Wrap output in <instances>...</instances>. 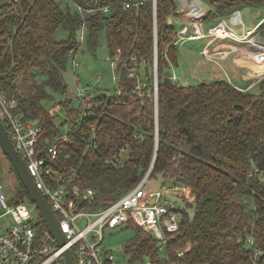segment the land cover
Instances as JSON below:
<instances>
[{
    "label": "trees",
    "instance_id": "trees-1",
    "mask_svg": "<svg viewBox=\"0 0 264 264\" xmlns=\"http://www.w3.org/2000/svg\"><path fill=\"white\" fill-rule=\"evenodd\" d=\"M66 1L0 0V86L18 100L26 119L41 124L42 148L60 138L54 169L73 186L96 189L93 202L83 204L89 209L135 187L154 159L146 181L186 188L184 199L193 212L182 209L180 227L163 252L152 232L127 224L136 230L125 249L130 264L144 257L151 264H264V178L259 173L264 174V78L256 91L223 79L175 82L177 27L168 17L178 14L176 0H156V93L154 0L138 6H126L131 0H70L74 10ZM204 1L206 22L236 8H264V0ZM77 5L101 8L84 15ZM59 28L68 30L66 37L56 36ZM84 31L92 47L104 32L110 56L120 49L116 90L106 95L96 86L90 100L77 97L79 106L73 104L76 97H66L68 118L59 122L43 101L55 92L67 93L64 70L69 61L73 67ZM260 31L264 35V21ZM168 70L170 80L165 79ZM141 82L146 86L140 88ZM66 121L74 129L62 139ZM16 191L29 200L20 180ZM39 225L44 226L40 220ZM255 246L262 251L257 263Z\"/></svg>",
    "mask_w": 264,
    "mask_h": 264
},
{
    "label": "built area",
    "instance_id": "built-area-1",
    "mask_svg": "<svg viewBox=\"0 0 264 264\" xmlns=\"http://www.w3.org/2000/svg\"><path fill=\"white\" fill-rule=\"evenodd\" d=\"M142 2V0H131L126 3V6H138ZM184 2L186 7L183 16L178 17L183 20L177 27L175 43L189 39H206L205 54L220 66V60L229 53L228 49H219L214 55L210 50L211 44L216 40L227 39L242 43L245 46L244 59L254 65L251 67L254 71L252 81L247 86L235 84L231 82V75L224 67L222 68L223 75L231 84L242 90H248L253 84H258L264 78V35L260 31L264 17L247 29L241 9L236 8L227 16L205 28L204 17L208 10L204 6V0H191L190 2L184 0ZM77 7L84 15L101 8L98 6L85 8L81 5ZM102 9L106 12L108 6ZM155 19L154 17V83L157 93L158 81L155 78V66L158 64V57ZM83 33L81 32L79 37V46L81 39L84 38ZM73 51L75 50L72 49L70 54H74ZM117 51L115 56H111L114 62L113 68L118 60L120 49ZM79 65V60L73 59V68ZM75 74L77 81H80V75ZM129 75H135L132 67L129 68ZM115 78L117 80L116 72ZM145 86V82L139 84L140 88ZM95 89L94 86L89 88V85H79L76 93L70 96L86 97L90 100L93 95L92 90ZM91 104L92 102L89 101L87 107ZM59 106L57 105L51 113ZM0 118L16 149L26 160L27 168L37 188L49 202L66 239V243L60 245L57 238L46 227L35 204L29 200L12 204L0 184V217L10 214L14 222L12 226L0 230V264H66L65 251L67 248L71 249L75 264H116L113 253L101 248L104 229L129 223L152 232L161 251L172 240V233L180 227L183 208L176 203L167 204L166 194L172 190H181V196L185 197L184 194L182 195L183 190H186L184 186L173 184V186L165 185L159 190L147 189L145 188L147 178H145L108 205L98 209L86 208L83 204L93 202L96 189L73 186L62 171L54 169L53 162L59 152L60 138L42 148L39 144L41 124L38 121L26 119L20 110L18 100L9 96L1 86ZM73 129L72 125L68 126L67 130L62 132L61 138L66 139ZM259 173L264 178V174ZM39 220L44 226L39 225ZM82 223H84L83 227L80 226ZM249 241L253 243L252 238ZM184 251L180 250L178 254H183ZM261 254L262 251L255 246L253 253L255 263ZM149 263L151 264L150 260Z\"/></svg>",
    "mask_w": 264,
    "mask_h": 264
},
{
    "label": "rangeland",
    "instance_id": "rangeland-1",
    "mask_svg": "<svg viewBox=\"0 0 264 264\" xmlns=\"http://www.w3.org/2000/svg\"><path fill=\"white\" fill-rule=\"evenodd\" d=\"M191 0H188L190 2ZM69 6L72 10L75 9V4L67 0ZM180 2L182 4H186L184 0H178V6L180 7ZM264 11V8L261 7H251V20L255 22H247L242 12V18L245 22V28L249 29L252 25L259 21L261 14L259 10ZM173 18V17H172ZM173 21H169L172 23ZM180 19L176 18L175 23H179ZM205 25L209 22L204 21ZM240 27V26H239ZM81 33V32H80ZM68 34V30L64 28H59L56 32V36L58 38L66 37ZM84 38L81 39V46L78 50L76 58L79 60L80 65L78 67L73 68L72 63L69 61L67 63L66 69L64 70V80L67 84V93L64 94L62 92L53 93L52 97L49 99H45L43 101L45 107L51 112L57 105H60L53 113L58 118V121H65L68 118L67 111L65 107H63V101L68 99L72 93L75 94L79 85H89L98 86L100 88L99 93H104L106 95L114 94L116 88V78H115V70L113 68L114 62H112V57L110 56V50L108 48L107 39L104 32L100 33L99 43L96 47H92L86 39V34L84 31ZM157 37V36H156ZM80 40V39H79ZM192 40V39H191ZM194 40V39H193ZM196 40V39H195ZM187 41V40H186ZM199 45L200 41H192ZM175 65L172 68L173 72L178 71L179 69ZM75 73L81 76V81H77L75 77ZM218 79V78H217ZM223 80L228 81V78L224 77ZM233 83H237L235 80L231 79ZM258 84H253L248 90L256 91ZM92 93L93 90H92ZM62 104V107H61ZM73 104L75 106H79V98H75ZM72 106V105H71ZM67 121L62 125V132H65L68 128ZM0 184L3 186L7 195L13 199L12 204H16L21 200H25L19 198L17 193V186L19 184V179L12 170V166L6 156L4 155L2 149L0 148ZM174 183L166 182L162 184L157 179H148L146 181L145 188L147 189H163L165 185L173 186ZM187 192L183 190L182 195ZM167 204L176 203L177 205H181L182 208L188 210L191 214L193 212V208L187 204L184 197L181 196V190H172L166 194ZM32 206V205H31ZM35 211V209H34ZM13 220L10 214L4 215L0 217V230H3L5 227H9L13 225ZM81 227L84 226V223L80 224ZM136 230L132 226L127 227V224H123L117 227H107L104 229V240L101 244L102 250H106L108 252H112L114 255V259L116 264H130L131 254L126 252V246L131 242L132 238L135 236ZM162 250L161 252H163ZM163 255V254H161ZM164 256V255H163ZM132 264H150L149 259L144 257L143 260H138Z\"/></svg>",
    "mask_w": 264,
    "mask_h": 264
},
{
    "label": "crops",
    "instance_id": "crops-1",
    "mask_svg": "<svg viewBox=\"0 0 264 264\" xmlns=\"http://www.w3.org/2000/svg\"><path fill=\"white\" fill-rule=\"evenodd\" d=\"M176 5L178 14L173 17V22H175L176 18L183 16L185 11L184 8L186 7V5L181 2L179 7L178 0H176ZM204 6L207 10L209 9L207 2H205ZM242 12L244 13L247 22H255L252 21L250 17L252 13L251 6L242 7L241 13ZM259 13L261 14V18L264 15V11L260 9ZM182 20L183 18L180 19L179 23H175L176 27L180 25ZM214 22H216V20L209 22V24H204V27L206 28ZM192 41H200L201 43L197 45ZM206 43V39H189L177 44L179 50V63L176 67L179 69V72H173V76L177 82L181 84H196L217 78L222 79L224 78L222 72V68L224 67L229 71L231 79L237 82L236 84L241 86H247L250 84L254 76V71L251 67H254V65L248 63L244 59L245 46L242 43L227 39L216 40L211 44L210 50L214 55H216V51L219 49H228V55L224 59L220 60L221 66L205 54L204 50L206 48Z\"/></svg>",
    "mask_w": 264,
    "mask_h": 264
},
{
    "label": "water",
    "instance_id": "water-1",
    "mask_svg": "<svg viewBox=\"0 0 264 264\" xmlns=\"http://www.w3.org/2000/svg\"><path fill=\"white\" fill-rule=\"evenodd\" d=\"M155 18H156V0H155ZM156 20V19H155ZM168 21H173L172 16L168 17ZM157 36V31H156ZM157 49V47H156ZM155 78L157 81V64L155 66ZM165 79L170 80L172 79V73L170 70L165 72ZM177 82L176 79H174ZM157 85V83H156ZM0 148L2 149L4 155L7 157L9 162L11 163L12 167L15 170L16 175L18 176L21 183L25 186L28 194L29 200L35 204L36 208L39 211V214L44 221L46 227L52 232V234L57 238L60 245L66 243L65 235L62 232L57 218L47 201V199L43 196L41 191L37 188L33 176L30 174L26 160L20 155L18 150L16 149L4 123L0 118ZM157 149V148H156ZM155 160V159H154ZM153 160V163H154ZM153 163L145 175L144 179L148 177L150 171L152 169ZM66 256V264H75V259L72 254L70 248H67L65 251Z\"/></svg>",
    "mask_w": 264,
    "mask_h": 264
}]
</instances>
